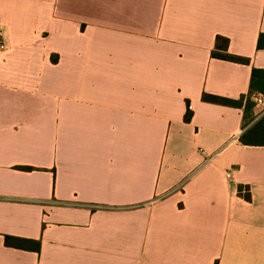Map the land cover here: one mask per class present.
<instances>
[{
  "label": "crops",
  "instance_id": "0c3cea01",
  "mask_svg": "<svg viewBox=\"0 0 264 264\" xmlns=\"http://www.w3.org/2000/svg\"><path fill=\"white\" fill-rule=\"evenodd\" d=\"M262 33L264 0H0V264H264V107L202 100Z\"/></svg>",
  "mask_w": 264,
  "mask_h": 264
},
{
  "label": "trees",
  "instance_id": "16d2710c",
  "mask_svg": "<svg viewBox=\"0 0 264 264\" xmlns=\"http://www.w3.org/2000/svg\"><path fill=\"white\" fill-rule=\"evenodd\" d=\"M264 34H260L258 38V46L262 45V37ZM223 41V44L216 43L215 48L212 50L211 55L216 58L225 59L233 62L248 64L249 59L246 57L230 54L227 52L228 40L226 38H217ZM56 58H52L53 62H56ZM254 92H260L264 94V69L253 68L251 72V79L249 85L248 94L242 95L239 99H231L227 97H222L219 95L207 94L202 95V100L210 103H217L232 107H241L244 106L245 112L251 107L252 102L250 101L251 94ZM192 116V111L187 108L184 120L190 121ZM239 140L243 144L247 145H264V116L258 119L255 123L249 126L243 133L240 135ZM18 169L25 171H32L35 168L32 166H18ZM238 193L245 199H251V193L248 185H238ZM5 242L9 245H14L18 247H25L26 242H34L33 247L39 249V240L27 239L21 236H14L10 234L5 235Z\"/></svg>",
  "mask_w": 264,
  "mask_h": 264
},
{
  "label": "built area",
  "instance_id": "2783aa9c",
  "mask_svg": "<svg viewBox=\"0 0 264 264\" xmlns=\"http://www.w3.org/2000/svg\"><path fill=\"white\" fill-rule=\"evenodd\" d=\"M7 52V45L0 38V57L3 56ZM251 99L257 104L264 107V95L258 92H254L251 94ZM227 177H230V172L226 173Z\"/></svg>",
  "mask_w": 264,
  "mask_h": 264
}]
</instances>
